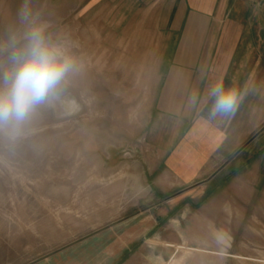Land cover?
Masks as SVG:
<instances>
[{"label":"rangeland","instance_id":"1","mask_svg":"<svg viewBox=\"0 0 264 264\" xmlns=\"http://www.w3.org/2000/svg\"><path fill=\"white\" fill-rule=\"evenodd\" d=\"M24 3L0 0V42L22 27ZM27 3L74 71L61 101L41 107L19 139L0 136V257L9 264L55 253L52 264H264V214L227 221L224 171L209 180L219 168L212 158L189 166L178 149L195 134L162 69L171 54L161 51L173 38L160 30L159 6ZM244 201L264 207V198ZM137 211H146V230L129 228Z\"/></svg>","mask_w":264,"mask_h":264},{"label":"crops","instance_id":"2","mask_svg":"<svg viewBox=\"0 0 264 264\" xmlns=\"http://www.w3.org/2000/svg\"><path fill=\"white\" fill-rule=\"evenodd\" d=\"M140 3L159 6L160 30L173 38L161 51L171 54L162 69L166 82L176 86L172 92L178 115L188 119L193 135H198L178 146L190 160L187 165L212 158L219 168L209 180L224 171L226 220L243 222L249 221L248 214H264V207L244 201L264 198V0H137ZM218 83L239 96L226 116L211 115L214 97L209 93ZM145 213L129 216V228L135 225L137 230L139 223L146 230ZM58 254L24 264H52ZM0 258V264H9L7 256Z\"/></svg>","mask_w":264,"mask_h":264},{"label":"clouds","instance_id":"3","mask_svg":"<svg viewBox=\"0 0 264 264\" xmlns=\"http://www.w3.org/2000/svg\"><path fill=\"white\" fill-rule=\"evenodd\" d=\"M20 29L10 31L0 42V136L10 142L21 137L41 107L61 101L73 61L45 36V28L35 22L27 0L18 12ZM211 115L226 116L238 103L235 89L216 84Z\"/></svg>","mask_w":264,"mask_h":264}]
</instances>
